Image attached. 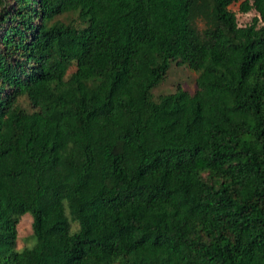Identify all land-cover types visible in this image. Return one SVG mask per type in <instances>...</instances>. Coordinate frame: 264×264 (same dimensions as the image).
<instances>
[{"label":"trees","instance_id":"1","mask_svg":"<svg viewBox=\"0 0 264 264\" xmlns=\"http://www.w3.org/2000/svg\"><path fill=\"white\" fill-rule=\"evenodd\" d=\"M0 264H264V0H0Z\"/></svg>","mask_w":264,"mask_h":264},{"label":"rangeland","instance_id":"2","mask_svg":"<svg viewBox=\"0 0 264 264\" xmlns=\"http://www.w3.org/2000/svg\"><path fill=\"white\" fill-rule=\"evenodd\" d=\"M240 5L241 3L232 5L231 10L236 13L239 25L245 27L252 23L257 13L253 11L243 14L240 12ZM68 17L67 15L60 16L56 21L68 22ZM197 79L198 74L195 71L187 66H178L176 63H172L168 78L153 90V97L157 100L159 96L175 93L179 86L190 93H194L197 88ZM32 225L33 216L31 214L25 215L18 227L19 239L16 248L18 251H23L25 248H31L35 245Z\"/></svg>","mask_w":264,"mask_h":264}]
</instances>
